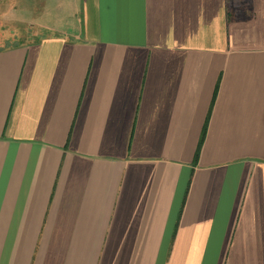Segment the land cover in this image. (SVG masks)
<instances>
[{"label": "crops", "instance_id": "0c3cea01", "mask_svg": "<svg viewBox=\"0 0 264 264\" xmlns=\"http://www.w3.org/2000/svg\"><path fill=\"white\" fill-rule=\"evenodd\" d=\"M0 19V264H264V0Z\"/></svg>", "mask_w": 264, "mask_h": 264}, {"label": "rangeland", "instance_id": "374dc122", "mask_svg": "<svg viewBox=\"0 0 264 264\" xmlns=\"http://www.w3.org/2000/svg\"><path fill=\"white\" fill-rule=\"evenodd\" d=\"M18 10L16 11V12H14V13H16V14H13V15H11L10 17L11 18H15V21H17V20H19V19H21V18H23V19H25V17L26 18H28V12L26 11V10H23V7L20 5V6H18V8H17ZM1 20V19H0ZM42 23H50V24H55L56 23V21L55 20H50V21H45V22H42ZM16 24H18L17 22H11V21H9V23L8 24H4V21H0V29L1 28H3V30H9L8 28H6V27H11V28H14L15 27V25ZM19 24H21V23H19ZM13 26V27H12ZM62 26L64 27L65 25H64V23H62ZM21 26H19V28H20ZM30 28V27H29ZM41 31H44L43 29H41ZM11 32H13V31H10V33ZM44 32H46V31H44ZM0 34H1V32H0ZM2 39L3 38H0V40L2 41Z\"/></svg>", "mask_w": 264, "mask_h": 264}, {"label": "trees", "instance_id": "16d2710c", "mask_svg": "<svg viewBox=\"0 0 264 264\" xmlns=\"http://www.w3.org/2000/svg\"><path fill=\"white\" fill-rule=\"evenodd\" d=\"M204 134H205V130H204ZM204 134H203V136H204ZM202 142H203V139H202ZM202 142L200 143V147H199V150H198L197 156L199 155V152H200V149H201ZM196 159H197V157H196Z\"/></svg>", "mask_w": 264, "mask_h": 264}]
</instances>
